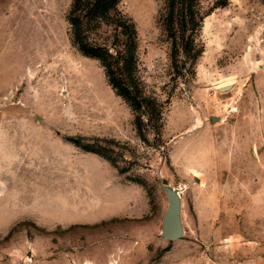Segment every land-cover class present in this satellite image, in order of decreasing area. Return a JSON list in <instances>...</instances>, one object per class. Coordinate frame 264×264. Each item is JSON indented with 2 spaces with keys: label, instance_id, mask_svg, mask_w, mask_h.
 I'll use <instances>...</instances> for the list:
<instances>
[{
  "label": "rangeland",
  "instance_id": "1",
  "mask_svg": "<svg viewBox=\"0 0 264 264\" xmlns=\"http://www.w3.org/2000/svg\"><path fill=\"white\" fill-rule=\"evenodd\" d=\"M71 1L0 0V264H264V2L207 15L191 71L171 58L164 0H121L146 91L166 107L141 138L73 46ZM244 112L262 133L241 130ZM162 185L181 195L178 240L160 236Z\"/></svg>",
  "mask_w": 264,
  "mask_h": 264
},
{
  "label": "trees",
  "instance_id": "2",
  "mask_svg": "<svg viewBox=\"0 0 264 264\" xmlns=\"http://www.w3.org/2000/svg\"><path fill=\"white\" fill-rule=\"evenodd\" d=\"M120 2L72 0L66 20L73 46L81 55L99 62L108 84L129 106L135 128L143 138L148 125L154 124L156 133L161 131L166 107L146 91L138 68L137 29L119 9ZM227 3L219 0L209 11H203L200 0H164L159 23L171 45L174 64L193 71L204 51L196 40L197 32L207 15Z\"/></svg>",
  "mask_w": 264,
  "mask_h": 264
},
{
  "label": "water",
  "instance_id": "3",
  "mask_svg": "<svg viewBox=\"0 0 264 264\" xmlns=\"http://www.w3.org/2000/svg\"><path fill=\"white\" fill-rule=\"evenodd\" d=\"M228 88L229 86L220 88L219 90L225 91ZM216 120L217 118H212L213 122ZM161 187L165 192L168 204L162 217L160 236L167 240H178L184 234L181 218V195L176 188L168 185H162Z\"/></svg>",
  "mask_w": 264,
  "mask_h": 264
},
{
  "label": "crops",
  "instance_id": "4",
  "mask_svg": "<svg viewBox=\"0 0 264 264\" xmlns=\"http://www.w3.org/2000/svg\"><path fill=\"white\" fill-rule=\"evenodd\" d=\"M256 92L258 94V97H260L262 100H264V66H262L261 70L256 74ZM231 89V85H229V88L225 91H228ZM247 114L246 112H244L243 114H241V118L244 119L242 122V128L241 130L244 131L245 133L248 132V129L250 128L251 132L254 130V132L257 134L262 133V123L258 120V118L260 119V117L257 116H253L254 119L250 118V122L249 119L247 118ZM257 118V119H256ZM255 120V121H253Z\"/></svg>",
  "mask_w": 264,
  "mask_h": 264
},
{
  "label": "bare ground",
  "instance_id": "5",
  "mask_svg": "<svg viewBox=\"0 0 264 264\" xmlns=\"http://www.w3.org/2000/svg\"><path fill=\"white\" fill-rule=\"evenodd\" d=\"M229 85H230V82H229V83H226V84L224 83V85H223V84H221V85H218V86H217V88H219V89H220V88L227 87V86H229Z\"/></svg>",
  "mask_w": 264,
  "mask_h": 264
}]
</instances>
